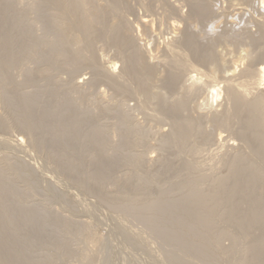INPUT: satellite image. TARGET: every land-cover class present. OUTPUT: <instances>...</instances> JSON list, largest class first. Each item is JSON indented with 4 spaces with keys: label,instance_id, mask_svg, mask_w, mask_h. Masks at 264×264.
<instances>
[{
    "label": "rangeland",
    "instance_id": "1",
    "mask_svg": "<svg viewBox=\"0 0 264 264\" xmlns=\"http://www.w3.org/2000/svg\"><path fill=\"white\" fill-rule=\"evenodd\" d=\"M263 64V0H0V264H264Z\"/></svg>",
    "mask_w": 264,
    "mask_h": 264
},
{
    "label": "bare ground",
    "instance_id": "2",
    "mask_svg": "<svg viewBox=\"0 0 264 264\" xmlns=\"http://www.w3.org/2000/svg\"><path fill=\"white\" fill-rule=\"evenodd\" d=\"M222 3V2H221ZM263 3H264V0H263ZM257 7V6H256ZM217 13V12H216ZM262 13V12H261ZM213 14V13H212ZM219 15V14H218ZM259 16H260V14H259ZM258 16V17H259ZM261 17H263V16H261ZM208 19V18H207ZM206 19V20H207ZM257 22V21H256ZM257 24V23H256ZM191 29V28H190ZM253 29V28H252ZM256 30V29H255ZM190 31V30H189ZM208 33V32H207ZM211 35V34H210ZM239 36V35H238ZM234 38V37H233ZM251 38V37H250ZM229 40V39H228ZM242 45V44H241ZM175 52V51H174ZM171 53H172V51H171ZM178 56V55H177ZM171 58V57H170ZM177 59V58H176ZM167 60V59H166ZM183 60V59H182ZM174 62V61H173ZM189 63V62H188ZM164 64V63H163ZM177 65V64H176ZM184 67V66H183ZM261 69V71H258V72H260L259 74V76H260V78H259V83H260V86H261V88H263V91H264V64L260 67ZM234 69V68H233ZM201 71V70H200ZM202 74V73H201ZM203 75V74H202ZM234 75V74H233ZM235 76V75H234ZM229 78V77H228ZM229 81V80H228ZM228 81H227V83H228ZM241 81V80H240ZM214 82H217V80L216 81H214ZM213 82V83H214ZM246 82V81H245ZM237 83V82H236ZM247 83V82H246ZM238 84V83H237ZM217 85H219V84H217ZM231 85H232V82H231ZM234 85H236V84H234ZM242 85V84H241ZM254 85H256V84H254ZM218 87V86H217ZM235 87V86H234ZM247 87H248V85H247ZM256 87V86H255ZM241 88H242V86H241ZM215 89V88H214ZM217 90V89H216ZM216 90H214V91H216ZM244 90H245V88H244ZM248 90V89H247ZM241 91V90H240ZM249 91V90H248ZM243 92V91H242ZM250 92V91H249ZM248 92V93H249ZM214 94V93H213ZM218 93H216V98L218 97V95H217ZM220 94V93H219ZM220 97V96H219ZM218 97V98H219ZM217 98V99H218ZM258 109H259V107H258ZM260 109H261V106H260ZM75 216V215H74Z\"/></svg>",
    "mask_w": 264,
    "mask_h": 264
}]
</instances>
